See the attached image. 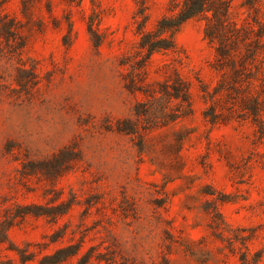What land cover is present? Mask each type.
I'll return each mask as SVG.
<instances>
[{"label":"rangeland","instance_id":"374dc122","mask_svg":"<svg viewBox=\"0 0 264 264\" xmlns=\"http://www.w3.org/2000/svg\"><path fill=\"white\" fill-rule=\"evenodd\" d=\"M175 1L0 0L4 259L264 264V0L228 2L248 30L240 52L258 51L259 118L223 88L235 74L206 14L173 49L141 51V25Z\"/></svg>","mask_w":264,"mask_h":264},{"label":"trees","instance_id":"16d2710c","mask_svg":"<svg viewBox=\"0 0 264 264\" xmlns=\"http://www.w3.org/2000/svg\"><path fill=\"white\" fill-rule=\"evenodd\" d=\"M229 0H183L175 1L170 8V13L165 14L159 21L157 27L153 31H146L144 24L141 25L142 33L139 41L141 51H147L148 57L156 51L173 49L176 45L175 34L181 25L198 15L206 14L209 18L207 25V35L211 40L219 38L221 45L218 48L219 62L221 65L229 66L234 71L235 77L223 83V88H230L229 93L234 92L240 94L245 110H249L256 118H259L263 103L260 96L252 93L254 87L251 81L254 76H259L262 69L259 65H251L256 59L258 51L253 50L251 54L241 53L242 44H246L248 31L245 27H239L236 23H231L228 18ZM142 10H145L144 8ZM146 18V15H145ZM146 22V20H144ZM240 80L246 81V84L239 83ZM232 81V82H231ZM165 94L175 97L181 101L189 102V91L183 82L176 84L164 83ZM221 89V88H220ZM214 117L215 113H212ZM264 128V126H261ZM12 223L4 225L0 230V243L8 240V229ZM64 255L46 261L44 264L58 263L75 254V251H67L62 249ZM30 255L21 253V263H15L11 260L4 259L0 253V264H30ZM247 264V263H244Z\"/></svg>","mask_w":264,"mask_h":264}]
</instances>
